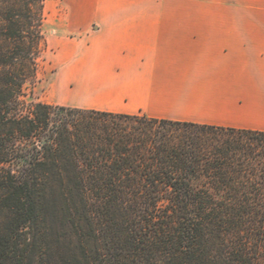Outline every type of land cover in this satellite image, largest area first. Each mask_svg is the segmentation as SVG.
Listing matches in <instances>:
<instances>
[{"label": "trees", "instance_id": "obj_1", "mask_svg": "<svg viewBox=\"0 0 264 264\" xmlns=\"http://www.w3.org/2000/svg\"><path fill=\"white\" fill-rule=\"evenodd\" d=\"M46 0H0V264H264V131L28 101Z\"/></svg>", "mask_w": 264, "mask_h": 264}, {"label": "crops", "instance_id": "obj_2", "mask_svg": "<svg viewBox=\"0 0 264 264\" xmlns=\"http://www.w3.org/2000/svg\"><path fill=\"white\" fill-rule=\"evenodd\" d=\"M68 5L53 58L66 106L264 131V0Z\"/></svg>", "mask_w": 264, "mask_h": 264}, {"label": "rangeland", "instance_id": "obj_3", "mask_svg": "<svg viewBox=\"0 0 264 264\" xmlns=\"http://www.w3.org/2000/svg\"><path fill=\"white\" fill-rule=\"evenodd\" d=\"M70 0H46L45 21L43 25L46 48L39 58V67L35 81L27 89L28 101H43L65 105L64 102L71 96L67 93L65 73L53 63L55 45L54 42L65 31L61 25L76 19V7L69 6ZM68 37L73 36L69 33Z\"/></svg>", "mask_w": 264, "mask_h": 264}]
</instances>
